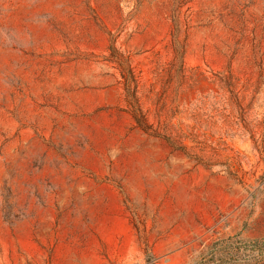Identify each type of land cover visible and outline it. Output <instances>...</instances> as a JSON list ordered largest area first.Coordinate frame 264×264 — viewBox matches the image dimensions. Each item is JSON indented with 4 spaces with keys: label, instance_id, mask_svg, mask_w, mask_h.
I'll return each mask as SVG.
<instances>
[{
    "label": "rangeland",
    "instance_id": "1",
    "mask_svg": "<svg viewBox=\"0 0 264 264\" xmlns=\"http://www.w3.org/2000/svg\"><path fill=\"white\" fill-rule=\"evenodd\" d=\"M255 240L264 0H0V264H264Z\"/></svg>",
    "mask_w": 264,
    "mask_h": 264
},
{
    "label": "trees",
    "instance_id": "2",
    "mask_svg": "<svg viewBox=\"0 0 264 264\" xmlns=\"http://www.w3.org/2000/svg\"><path fill=\"white\" fill-rule=\"evenodd\" d=\"M108 55L105 57V61L114 66V68L118 71L121 77V86L124 93V102L127 105L128 113L133 119L135 125L144 133L148 132L147 125L145 122L144 115L142 114L139 104L137 93V79L134 74L133 68L131 67L129 57L117 49L114 45L113 41H110V44L107 48ZM175 54L178 55V59L181 63H183L184 58V48L181 47L180 51L175 48ZM262 72V68H261ZM262 74V73H261ZM251 140L253 143H256L257 140L255 138V133H251ZM224 244L228 248L232 247L233 244L232 239H227L223 241ZM231 243V244H229ZM252 251H257L258 255L264 254V240H255L251 242ZM232 253V252H231ZM231 253H228L227 256H231Z\"/></svg>",
    "mask_w": 264,
    "mask_h": 264
}]
</instances>
